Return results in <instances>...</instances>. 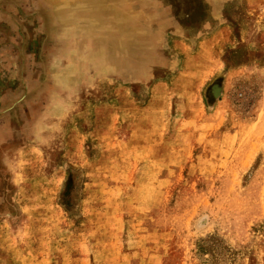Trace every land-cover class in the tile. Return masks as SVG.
Masks as SVG:
<instances>
[{
  "label": "rangeland",
  "instance_id": "374dc122",
  "mask_svg": "<svg viewBox=\"0 0 264 264\" xmlns=\"http://www.w3.org/2000/svg\"><path fill=\"white\" fill-rule=\"evenodd\" d=\"M0 264H264V0H0Z\"/></svg>",
  "mask_w": 264,
  "mask_h": 264
},
{
  "label": "bare ground",
  "instance_id": "6f19581e",
  "mask_svg": "<svg viewBox=\"0 0 264 264\" xmlns=\"http://www.w3.org/2000/svg\"><path fill=\"white\" fill-rule=\"evenodd\" d=\"M88 6H90V5H87V7ZM76 8V7H75ZM83 8V7H82ZM85 9H87V8H85ZM83 10V9H82ZM67 11L70 13V11H71V9H67ZM74 12V11H73ZM73 14V13H72ZM117 30H119V28L118 27H114V26H112V27H110V31H111V33L113 32H115V31H117ZM121 31H119V33H120Z\"/></svg>",
  "mask_w": 264,
  "mask_h": 264
}]
</instances>
